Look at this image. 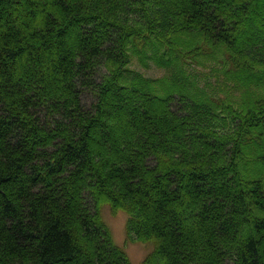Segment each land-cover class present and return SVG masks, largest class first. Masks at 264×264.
Returning a JSON list of instances; mask_svg holds the SVG:
<instances>
[{"label":"trees","instance_id":"obj_1","mask_svg":"<svg viewBox=\"0 0 264 264\" xmlns=\"http://www.w3.org/2000/svg\"><path fill=\"white\" fill-rule=\"evenodd\" d=\"M247 163L264 0H0V264H132L105 204L140 264H264Z\"/></svg>","mask_w":264,"mask_h":264},{"label":"rangeland","instance_id":"obj_2","mask_svg":"<svg viewBox=\"0 0 264 264\" xmlns=\"http://www.w3.org/2000/svg\"><path fill=\"white\" fill-rule=\"evenodd\" d=\"M41 1V0H40ZM247 28V26L243 24L236 25L237 32H241ZM147 75L151 76H160L164 73V70L156 67V66H149V67H141ZM85 102L90 103L91 98L85 97ZM139 103H136V106L139 108ZM254 152L258 153L260 151H256L253 149ZM263 150V149H262ZM261 150V151H262ZM263 168L259 167V165H252L244 164L241 166V172L247 174L251 177H260L263 176ZM264 180V178H262ZM102 217L106 224L108 225L113 241L124 249L127 253L130 261L132 264H140L141 261L149 254L155 247V242L153 241H131L127 238L126 232V222L128 219V214L124 210H113L110 205L105 204L102 207ZM192 219V218H191Z\"/></svg>","mask_w":264,"mask_h":264}]
</instances>
